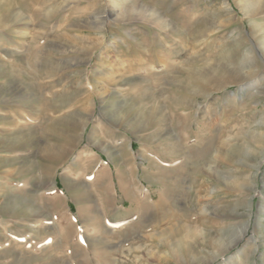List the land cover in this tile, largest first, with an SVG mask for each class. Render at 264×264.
<instances>
[{"label":"rangeland","instance_id":"obj_1","mask_svg":"<svg viewBox=\"0 0 264 264\" xmlns=\"http://www.w3.org/2000/svg\"><path fill=\"white\" fill-rule=\"evenodd\" d=\"M255 1L0 0V264H264Z\"/></svg>","mask_w":264,"mask_h":264},{"label":"bare ground","instance_id":"obj_2","mask_svg":"<svg viewBox=\"0 0 264 264\" xmlns=\"http://www.w3.org/2000/svg\"><path fill=\"white\" fill-rule=\"evenodd\" d=\"M110 2H112L113 4H118L119 2H128L129 0H109ZM243 12L246 16H258L261 15L262 13H264V0H256L255 2L249 3L247 4L245 7L242 8ZM138 14H148L151 17H153L151 14L147 13V11L145 9H143L141 6L135 5L133 3H130L129 5H127V7H124L121 9V12L119 14V16L121 17L120 20H125L128 19L129 17H133L134 15H138ZM119 17V18H120ZM261 17V16H259ZM258 18V17H257ZM117 21L119 19H116ZM116 21V22H117ZM127 21V20H126ZM103 24H97V28L101 29ZM253 32H255L256 34L258 33H262L264 34V22L261 23H256L253 25ZM78 42H82L81 39L77 40ZM261 48H264V38L261 41ZM112 48H116L115 44H111L110 45ZM248 54V53H247ZM246 53L243 55V58L241 60V64L245 65L246 67H248L250 63H252L251 57H249ZM222 65V64H221ZM225 66V65H224ZM231 67V66H230ZM242 70V69H241ZM240 70V71H241ZM245 70V69H244ZM243 71V70H242ZM99 74H101L100 72H98ZM247 74H249L246 71ZM243 75L245 76V72L243 73ZM250 75V74H249ZM248 76V75H247ZM197 78L202 81V82H212L214 81V83H221V84H226L229 83L230 80L232 79H237V78H244L242 76V73L236 70H230V69H226L223 66H214V67H210L209 69H207L206 71L200 72L197 74ZM121 79V78H119ZM118 79V80H119ZM124 80V79H123ZM239 80V79H238ZM237 80V81H238ZM120 81V80H119ZM236 81V82H237ZM241 83V82H240ZM253 83V82H252ZM233 85V84H231ZM212 86V85H210ZM263 87V86H262ZM219 89H217L216 91H218ZM103 98V97H102ZM104 99V98H103ZM259 100V99H258ZM121 106V105H120ZM109 116V119L112 120L113 122L116 121H123V119L125 118V114H124V109L122 107H116V106H112L111 109L107 110L106 112ZM137 123H140L141 125L143 124L144 121V117L141 116H137ZM136 120V119H135ZM135 121L133 122H127V126L129 128H133L135 127ZM139 124V125H140ZM237 138V137H236ZM231 140V139H230ZM223 145V142L221 143ZM239 146V144H238ZM244 154L245 155H249V152L251 153V149H248L247 147H245L244 149ZM242 149H237V147H231L230 149L226 150L225 154L223 155V159L226 162H232L234 159L236 161V157H238L239 155H242ZM260 153V152H259ZM264 153V152H263ZM222 156V155H221ZM240 160V159H239ZM242 160V159H241ZM223 161V160H222ZM221 161V163H222ZM223 161V162H224ZM237 163V162H236ZM235 164V163H234ZM169 191V190H168ZM148 193V192H147ZM167 194V193H166ZM263 205V204H262ZM264 210V207L262 208ZM125 221V220H124ZM121 224L123 222H120ZM29 224V223H28ZM124 224V223H123ZM127 224V223H126ZM264 225V224H262ZM32 227V226H31ZM180 241H178L177 243H166V245H168L167 247H170L171 251L169 254L173 256V260H176L178 262L183 261L185 258H183L182 256V251L184 250L185 255H187L188 257L190 256V252L189 250L186 249V247L184 248L183 245L179 244ZM186 244V243H185ZM187 246V245H185ZM190 246V245H188ZM187 246V247H188ZM193 246V245H191ZM192 251V249H190ZM193 252V251H192ZM194 256V255H193ZM171 257V256H170ZM194 258V257H193ZM169 259V258H168ZM168 261V260H166Z\"/></svg>","mask_w":264,"mask_h":264}]
</instances>
